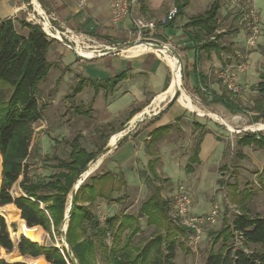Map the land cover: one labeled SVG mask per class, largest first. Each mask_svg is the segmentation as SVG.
<instances>
[{"label":"trees","instance_id":"trees-1","mask_svg":"<svg viewBox=\"0 0 264 264\" xmlns=\"http://www.w3.org/2000/svg\"><path fill=\"white\" fill-rule=\"evenodd\" d=\"M144 3L145 0H141L142 11L145 8ZM189 3L190 0H176L179 13H182ZM221 5L222 0H214L206 11L190 17L184 25L187 36L195 46L193 69L198 78L195 91L200 93L205 101L208 98L204 96L199 85L200 79L203 83L207 81V77L199 68L203 55L212 51L219 54L221 50L228 48L221 42L227 31L218 32L221 25L218 19ZM20 23L22 28L27 29L26 34L18 32L12 19L0 20V155L2 159L0 205L12 209L14 212L12 217L24 220L29 230L43 228L52 235L53 230L57 232L60 230L64 221L68 195L86 166L102 148L97 152H89L82 146L81 136L76 135L68 141L71 147L68 160L52 156L57 159V172L36 177L29 175L30 159L36 155L32 147L34 125L43 119L44 109L38 97V84L51 69L52 63L48 61L47 53L55 39L48 37L39 24L25 21ZM213 36L214 39H211ZM263 47L264 44L261 43L258 49L262 51ZM124 77L125 74L122 73L105 81L89 82L94 85L97 93L101 87L114 88ZM85 83V79L80 80L74 91L66 98L73 100L83 90ZM256 87L258 97L248 108L236 101L234 99L236 95L228 91L222 94L213 92L210 102L221 104L231 112H251L253 120H264V66ZM71 111L77 115H89V111L82 106H72ZM135 112V110L131 112L130 118ZM168 128L169 126H163L153 130L151 142H155L157 133L162 135L163 130ZM206 132L200 133L195 138L189 170H192V165L198 162V154ZM239 143L264 148V135L244 133ZM158 161V158L151 159L147 170L141 172L151 192L141 203L137 215L127 213L123 209L119 214L108 216L102 222L89 205L79 204L81 200L91 204L98 198L111 201L112 193L123 183L125 184L123 178H120L117 185L113 172L96 173L80 185L76 193L75 205L69 212L65 234L69 250L65 248L64 251L70 262L72 253L78 264H100V261L104 264H175L176 237L188 234L189 230L175 223L176 220L170 216L171 203L162 197L163 190L159 184L167 178L162 180L158 174ZM260 174L264 176V169ZM20 177L22 180L19 186L23 194L17 197L11 193V189ZM226 187L230 201L239 204L243 211L236 215L230 225H225L216 233L215 243L219 240H223V243L218 249L212 248L208 252L205 264H264V214L251 212L247 205L252 197L250 190L238 191L237 182L226 183ZM6 215L8 217L7 213ZM142 217H146L147 225L154 226V231L149 237L139 238L136 241V237L142 232L139 225ZM12 227H15V224H12ZM233 231L243 235L244 244H253L259 248L245 251L242 247L229 244L228 241L234 238ZM39 242L37 237L23 235L18 247L19 253L34 258L27 260L32 264H67L64 254L58 247L41 245ZM0 247L3 249L1 250L3 254L14 248L8 225L1 215Z\"/></svg>","mask_w":264,"mask_h":264},{"label":"crops","instance_id":"crops-1","mask_svg":"<svg viewBox=\"0 0 264 264\" xmlns=\"http://www.w3.org/2000/svg\"><path fill=\"white\" fill-rule=\"evenodd\" d=\"M38 2L41 6L40 8L46 12V14L55 18L53 22L58 28L71 30L74 34L80 35L79 38L81 41L93 43L94 45L92 46L102 52L101 55H96L93 58L82 59L73 49L77 56L74 65L78 66V69H80L79 67L81 64H85L86 61L93 62L101 59L102 67L98 69L99 72L91 71L93 73H84L86 76L84 77L86 83L93 87L94 92L90 100L89 114L91 115L93 111H95V113L91 116L75 115L76 117L72 121H70V119L67 121L61 119L60 122L53 124L50 135L57 140L68 139L71 135H73L71 136L73 138L76 135H80L81 143L82 140H93L94 143L90 145L86 146L82 144L89 152H97L100 148L103 150L109 146V149L98 158V160L101 158L98 166V168H101L99 172L111 171L116 177L117 185L119 184L118 181L120 178H123L125 184L123 183L121 187H118L117 190L112 193L111 201L105 198H98L91 208L93 212L97 214H99L98 212H104V214H107L106 217H108L119 214L123 208L121 203H125L127 204L125 210L128 213L130 208L127 206L132 203L138 194L132 192L130 181L131 179L136 181L144 178L140 172L142 170H147L148 162L151 159H159L157 172L162 178H167L159 173L162 164L161 155L159 153L161 143L166 145L172 144L174 148L181 149L183 155H190L197 135L203 133L204 129H207L204 137L207 134H214L215 130L209 122L219 123L210 114H203L198 110L190 108L182 101V96L179 100L171 102L173 95L169 94L168 90L173 79V74L161 52L150 49L141 54L130 55V53L127 52L130 48H126L120 52L107 49L108 46H120L134 42L138 38V34L134 30L132 18H127L118 25L110 23V0H90L85 10L79 9L77 0H38ZM175 2L176 0H145V8L142 11L141 0H138L136 14L158 22L166 15L172 6L176 5ZM40 8L38 5L35 6L31 0H0V20L12 19L15 22L17 30L18 27L25 30L26 28H22L20 21L37 24L39 12H41ZM187 8L188 6L182 13H178L176 18L172 21L166 24L157 23L156 28L146 34L145 37L151 42L169 43L172 50L178 55L182 62L184 63L185 61L186 66L191 64L190 66L194 71V57L196 56L195 46L184 29V25L190 18L187 16L184 18ZM234 17L235 15H233V18ZM52 47L54 52H58L59 54H63L62 47H65L66 50L64 51V55L71 49L57 40L54 41ZM227 47L229 49H223L219 54L214 51L210 54L204 53V56L208 59L214 56V53L217 56L219 55V60H217L218 63H212L207 67L204 61L205 58H203L199 66L200 71L207 77L206 83H203V80L200 79L199 85L204 96L208 98L207 107L214 110V112L210 110L208 113H215L216 111L215 114L217 115L219 113H224L217 107L224 106L211 103L210 99L213 92L222 94L226 88L215 76L217 75L219 66L225 64L227 59L229 62H232L235 52L239 49L236 48V46H232L233 48ZM261 63L263 64V58ZM213 66L216 67V75L212 74L211 68ZM256 70L257 76L260 77L261 69L259 70L257 67ZM122 73L125 74V77L112 89L101 87L96 93L94 85L89 82L91 80L105 81L115 78ZM250 76L251 73H248L247 69L244 72H239V77L241 80H244V83L250 79ZM182 78L184 79V77ZM184 80L188 88L193 87L195 89L198 84L197 77H195L193 83L188 81V77ZM167 83L168 85L166 86ZM195 93L197 94V98H203L200 93L196 91ZM163 94H165V96L161 97ZM79 95H81V92L77 96ZM133 110L136 112L132 118L127 119L128 121H126V124H124L123 121L118 123V125L121 124L120 126L113 124L116 118L124 113L131 115ZM203 118L208 119V122H204L202 120ZM133 119L135 120L130 126L124 129ZM226 125L232 129V126ZM163 126H169V128L163 130L156 148L152 150L151 133L153 130ZM248 127L249 126L245 129L252 130ZM118 132H122V134L117 136L114 144L111 143L112 136L118 134ZM204 137L201 148L204 144ZM242 146L244 151L242 157L244 155L243 158L245 159L249 156L247 151L251 145ZM93 148H95V151ZM257 148L259 151L260 149H264ZM143 151L145 154V158H143L144 161H142ZM260 153L264 155V152L260 151ZM141 162L143 167L140 165ZM85 180H87V178H85L83 182ZM139 192L142 195L141 190H139ZM162 195H164L163 192ZM98 208H102L101 211H99Z\"/></svg>","mask_w":264,"mask_h":264},{"label":"rangeland","instance_id":"rangeland-1","mask_svg":"<svg viewBox=\"0 0 264 264\" xmlns=\"http://www.w3.org/2000/svg\"><path fill=\"white\" fill-rule=\"evenodd\" d=\"M190 1L191 2L188 5L184 18L186 16L191 17L197 14H202L209 8L214 0ZM256 4L260 12L261 20L264 22V0H256ZM233 15H235L234 18ZM218 19L221 22L218 32L227 31L225 36L221 39L222 44H224L225 46H229L230 48H233L232 46H236V48H239L238 50L245 49L246 32L241 23L240 10L236 7H231L227 0H222ZM18 32L26 34L27 29L23 30L18 27ZM88 43H90V45H94L91 42ZM65 50L66 48L62 47L63 54H59L58 52H54L53 47L49 49L47 53V59L50 63H52V66L48 75L38 84V97L39 101L44 106V109L43 119L34 125L32 147H34L36 155L30 159L28 168L29 175L33 177L51 174L58 171L56 167L57 159L53 158L52 156L67 160L69 159L71 147L68 144V141L73 138L71 137L73 135H71L68 139L57 140L50 135L51 128H53L54 123L60 122L61 119H64V121H67L69 119L70 121H72L75 119V115L77 114L71 111V105L82 106L89 111V106L91 103L90 100L93 97L94 93L93 87L91 85L85 83L83 91H81V95H79L80 97L77 96L73 100H71V98L67 99L66 96L74 91L80 80L85 79L84 77L86 76L84 75V73L90 74L93 72H99L98 69L102 67V62L100 61V59L93 62L86 61L85 64H81V66L79 67L80 69H78V66L74 65L77 59L74 50L71 48L70 51L66 53V55H64ZM53 54L56 56H54ZM204 55L203 58H205L204 61L207 67L212 63H218L217 60H219V55L217 56L214 53V56L210 55L212 56L210 59L206 58V56ZM262 58L263 57L259 49L256 48L252 50L249 55V63L247 67V72L251 73L250 79H248L244 83V80H241L240 78L241 93L237 94L234 99L241 103L244 107H251L254 100L258 97L256 85L260 81V77L257 76L256 68L258 67L259 70L261 69L262 71L264 66V62L263 64L261 63ZM180 61L182 63V77H184V79L188 77V81L193 83L196 76L195 72L190 66L191 64L189 66H186L184 60V63L181 59ZM211 69L212 74L216 75V67L213 66ZM215 78H217V75L215 76ZM184 79L182 78L181 94L185 92L187 95H189L192 98L193 103L206 114L210 110L214 112L212 108L207 107V101H205L203 98H197L195 89L193 87L188 88ZM217 108L221 109L224 112V115L220 113L218 115L221 118L225 119L228 124L232 126V129L224 124V122L217 119L215 120L219 124L211 121L209 122L210 124H212L215 133L207 134L204 137V144L198 154V162L192 165V170H189L188 168V165L191 163L190 159L192 156V152L190 153V155H183L181 149L179 150L174 148L172 144H160L161 148L159 149V153L161 155L162 164L159 169V173L162 176L167 177V180H163L164 178L161 177L163 181L159 182V184L162 186V192L164 194L162 195V197L166 200H169L171 203V218H174V197L181 186H183L191 195L192 214H207L208 212H210L214 204L218 205L220 209L217 221L205 227L203 238L198 244H191L188 238V234H182L176 237L177 243L175 264H205V259L208 255V252L212 248H214L215 250L218 249L223 243V240H219L217 243H215L216 233L220 231L225 225H230L236 215L243 211L239 204H234L230 201L226 183L234 184L235 182H237L238 191H243L244 189L250 190L252 193V197L248 200L247 205L250 207L251 212L253 214H264V176L262 177L260 174L261 170L264 169V155H261L260 151L264 152V149H260L259 151V149L255 145H251L250 147L246 146L249 147L247 151V154L249 156L244 159V155L243 157L242 155H240L244 152L243 146L239 143V139L244 133H258L264 135V130L253 131L245 129L247 128V126H253L260 123L264 124V120H253V113L251 112H231L224 107ZM93 113H95V111H93ZM91 115L89 114L88 116ZM127 119H130V114L127 115L124 113L123 115L116 118L115 121H113V124L120 126L121 124L118 125L120 121H123V123L126 124V121H128ZM202 120L204 122H208V119L206 118H203ZM205 131H207V129H204L203 132ZM160 137V133H157L155 135V142H152L151 144L152 150L156 148ZM91 143H94L93 140H82L83 145L87 146ZM93 150L95 151V148H93ZM37 152H39V154ZM143 158H145L144 151L142 152V161H144ZM140 165L141 167H143L142 162L140 163ZM100 169L101 168H98L89 176L100 173ZM1 180L2 159L0 155V183ZM21 180L22 177H20L18 182L11 189V193L14 196L18 197L23 194V190L19 186V182ZM130 188L133 193L138 194L137 197H135V199L132 201V203L127 206L130 208L128 210V213L137 215L139 213L141 203L149 195V193L151 192V188L149 185H147L145 178L138 179L136 181L131 179ZM139 190H141L142 195ZM86 192L87 190H85V193ZM70 203L71 192L68 195L67 199L66 213L70 208ZM79 204L89 205L90 207L93 205V203L90 204V202L83 200L79 201ZM121 205L123 207H121L122 210H125V206L127 204L121 203ZM101 209L102 208H98L99 211H101ZM5 211L8 214V217L6 216ZM98 213L99 214H96L101 218V221L103 222L106 219L107 214H104V212ZM12 214H14L12 209L0 205V215L5 218L8 225V230L10 229V238H13V242L15 245V243L21 240L23 235L26 236L30 234H28L26 231H23L16 242L14 236L12 237V232H16L18 230L21 220H19L18 217H12ZM174 222L184 227L178 221ZM12 224H15V227H12ZM139 225L142 228V232L138 234V236L136 237V241L139 238L149 237L154 231V226L147 225L146 217H142L140 219ZM25 226L27 227L26 223ZM61 227L58 232L53 230L52 235H50L43 228V230H38L42 233V235H44V239L42 238V236L37 237L40 240L39 243L46 246H59V249H62L63 251L65 248L69 250V245L65 243V234L67 232V229L62 230ZM237 234L238 233H236V231H233L234 238L231 239V241H228L229 244L231 243L235 247H242L245 249V251L257 250L259 248L258 246L253 244H244L245 241H237ZM4 254L15 255L16 258L13 260H8L6 258V260L10 262V264H31L27 261L28 258L31 257L21 255L16 249V246H14L13 250H11L10 252L6 251L4 252ZM39 258L45 259L44 257ZM100 264L104 263L100 261Z\"/></svg>","mask_w":264,"mask_h":264},{"label":"built area","instance_id":"built-area-1","mask_svg":"<svg viewBox=\"0 0 264 264\" xmlns=\"http://www.w3.org/2000/svg\"><path fill=\"white\" fill-rule=\"evenodd\" d=\"M35 6L36 0H31ZM90 0H77L79 9L85 10ZM231 7H236L240 10L241 23L246 32V47L242 50H237L235 52L234 60L231 62L227 61L225 64L219 66L217 70V78L224 85L226 90L234 95L241 93V82L239 77V72L246 71L249 63V54L252 50L258 49L261 43L264 44V23L261 20L260 12L257 8L256 0H227ZM138 5V0H110V23L113 25H118L127 18H132L134 24V30L138 34L137 40L151 42L146 39V34L150 33L153 29L156 28L157 23L166 24L173 19L179 13V9L176 5L172 6L166 15L160 19V21L151 20L145 18L144 16L136 14V8ZM54 17L46 14L43 15L42 12H39L38 24L41 26L44 33L52 39H65L69 43L74 45L76 50L77 41H80L82 47L86 49H93L94 55L92 57H83V58H93L96 55L102 54L101 50L95 49L92 45L87 42L80 40L78 34H74L71 30L60 29L54 24ZM49 27V28H47ZM144 39V40H143ZM214 39V36L211 37ZM158 43V42H155ZM163 44L166 47H171L169 43H159ZM71 48L70 45H66ZM115 46H108V50H114ZM77 51V50H76ZM157 51V50H155ZM161 53H167L165 51H158ZM97 53V54H96ZM80 54V53H79ZM169 54V53H168ZM263 62H264V47L261 51ZM171 55V54H170ZM181 62V61H180ZM173 74V71H172ZM255 131V130H253ZM174 206H173V215L174 219L178 221L181 225L186 227L188 232V238L191 244H198L204 235L205 227L213 224L217 221V218L220 213L218 205L214 204L210 212L203 215H195L191 212L192 198L190 193L181 186L175 195ZM236 235L237 241H242L243 235L239 232ZM13 241V238L11 239ZM20 241V240H19ZM17 242V241H16ZM14 243V242H13ZM18 242L15 243L16 249L18 250ZM0 249H2L0 247ZM3 250V249H2ZM64 254L67 264L71 262L65 255L64 251L61 249ZM32 258V257H31ZM34 259V258H32ZM0 264H10L5 257L0 256Z\"/></svg>","mask_w":264,"mask_h":264},{"label":"bare ground","instance_id":"bare-ground-1","mask_svg":"<svg viewBox=\"0 0 264 264\" xmlns=\"http://www.w3.org/2000/svg\"><path fill=\"white\" fill-rule=\"evenodd\" d=\"M49 28V27H47ZM77 41V47H76V50L78 53H80L81 55L85 56V57H92V55H94V51L92 50H85L86 48L82 47L81 44H80V41L78 39H75ZM151 48H149L148 46H146L145 44H139V45H136L132 48H130L127 52L133 55H137V54H141L142 52L146 51V50H150ZM163 54V53H162ZM163 58L165 59V61L168 63V65L170 66L171 70L173 71V79H172V82H171V85H170V88L168 90V93L169 94H174L175 90L176 89H181V85H182V74H181V68L179 66V63H178V58L177 57H174L168 53H164L163 55ZM165 96V94H163L161 97ZM182 96V98H181ZM181 96L179 97V99L181 98L183 102H185L190 108L194 109V110H198L199 112L203 113V114H206L204 111H202L200 108H198V106H196L191 98L186 94V93H183V95L181 94ZM167 98V97H166ZM156 100H159V99H156ZM168 100V99H167ZM207 114H210L211 116H213L215 119L217 120H220L226 124H228V122L219 117L217 114L215 113H207ZM229 125V124H228ZM230 126V125H229ZM231 127V126H230ZM248 128L252 129V130H264V124H256V125H253V126H249ZM122 134V132H118V134H114L111 138V143L114 144V142L116 141V138L118 135ZM112 148V147H111ZM101 159V158H100ZM100 159L98 161H96L95 163H93L90 168L88 169L87 172H85L83 175H82V180H84L85 178H87L89 175H91L99 166V163H100ZM14 192V191H13ZM6 214V213H5ZM7 216V215H6ZM25 221L24 220H21L20 224H19V228L16 232H12V237L14 236V238L16 239V241L18 240L20 234H22L23 231H26L28 234V236H32V237H38V236H42V238L44 239V235H42L41 232H39L38 230H40L39 228H33L31 229V231L26 228L25 226ZM12 228V227H10ZM10 230V229H9ZM14 230V229H13ZM11 233V232H10ZM42 240V239H41ZM65 243L67 244V242L65 241ZM2 249H0V256H3L5 258H7L8 260H13L15 259V255L13 254H16V253H13V254H3L1 252ZM29 262V261H28ZM31 263V262H30ZM32 264V263H31ZM41 264H45V263H41Z\"/></svg>","mask_w":264,"mask_h":264},{"label":"water","instance_id":"water-1","mask_svg":"<svg viewBox=\"0 0 264 264\" xmlns=\"http://www.w3.org/2000/svg\"><path fill=\"white\" fill-rule=\"evenodd\" d=\"M36 4L39 6V8L41 7L38 0H36ZM41 9V8H40ZM41 12L43 13V15H46V12H44L42 9H41ZM57 40V39H56ZM57 41H60L62 42L64 45H70L72 49H74V45L69 43L67 40L65 39H61V40H57ZM139 44H145L146 46H148L149 48L153 49V50H157V51H165L169 54H171L172 56L174 57H177L178 58V55L172 50V48L170 47H166L164 46L163 44H159V43H155V42H146V41H141V40H136L134 42H131V43H127V44H123V45H120V46H115L114 48V52H120L126 48H131V47H134L136 45H139ZM75 50V49H74ZM76 51V50H75ZM77 52V51H76ZM78 53V52H77ZM79 54V53H78ZM80 56H83L81 54H79ZM101 55V54H100ZM85 57V56H83ZM178 63H179V66L181 68V62H180V59L178 58ZM180 94H181V89H176L172 98H171V102H174L176 100H179V97H180ZM135 119L131 120L126 126L124 129H126L127 127L130 126V124L134 121ZM109 149V146H107L106 148H104L101 152H99L90 162L89 164L86 166L84 172L81 174V177L80 179L77 181V183L74 185V188L71 192V203H70V208L67 210V213L65 214V218H64V221L62 223V227L61 229H67V226H68V221H69V212L71 209H73L74 205H75V200H76V193H77V190L78 188L80 187V185L83 183V180H82V175L88 171V169L90 168V166L95 163L98 158L105 152ZM27 225V224H26ZM66 241V239H65ZM67 242V241H66ZM19 243L20 241L18 242V247H19ZM68 245V243H67ZM58 248H60L59 246H56ZM19 251V250H18ZM70 258H71V263L70 264H78L77 263V260L76 258L74 257V255L71 253L70 254Z\"/></svg>","mask_w":264,"mask_h":264}]
</instances>
